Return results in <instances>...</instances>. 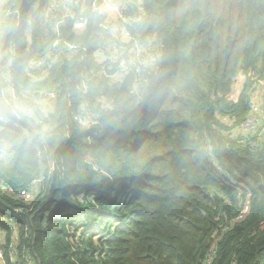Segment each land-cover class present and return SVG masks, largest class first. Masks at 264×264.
<instances>
[{
	"label": "trees",
	"instance_id": "16d2710c",
	"mask_svg": "<svg viewBox=\"0 0 264 264\" xmlns=\"http://www.w3.org/2000/svg\"><path fill=\"white\" fill-rule=\"evenodd\" d=\"M35 1L0 0V264H264V132L238 129L264 77V0H141L132 32L155 60L117 78L98 16L58 26L105 46L82 60L41 10L21 24Z\"/></svg>",
	"mask_w": 264,
	"mask_h": 264
},
{
	"label": "built area",
	"instance_id": "2783aa9c",
	"mask_svg": "<svg viewBox=\"0 0 264 264\" xmlns=\"http://www.w3.org/2000/svg\"><path fill=\"white\" fill-rule=\"evenodd\" d=\"M141 0H92L89 5L86 4V0H48V2L41 6L39 2L35 1L34 5H38V10L41 13H49L51 18L55 21L57 14H61V19H57L55 22L54 33L57 34L52 45L55 47L60 45L59 53L71 55L80 52L81 59L100 61L105 53V46H101L100 43L94 48L83 47L77 43L67 41L61 38L58 34V26L63 19L70 21V26L73 32L80 33L87 26L90 18L93 19L98 16L100 18L98 27L100 32L106 33L109 36L108 46L113 52H117L121 57L118 61V67L114 72L103 71L104 75L109 78L123 77L128 71H134L139 74L140 67L143 62L154 63L155 51L152 42L141 44L132 32L135 26L142 18L143 11L140 8ZM135 8V12L132 9ZM48 55V53L46 54ZM45 62V57L30 59L29 64H33L35 67H42ZM85 65L77 72L76 76V88L85 90L87 84L84 75ZM136 84V80L134 81ZM53 91H48L44 95L49 99L53 96ZM250 114L245 121H243L238 129L243 135L247 132H258L259 135L264 132V123L261 121L260 116L250 115L254 113L259 114L260 109L255 106V101L250 98ZM86 108L83 107L80 110V115L74 117L78 122H83V116ZM253 111V112H252ZM264 113H262L263 115ZM262 117V116H261ZM225 119V117H223ZM5 120V119H3ZM86 122V121H84ZM263 124V126H262ZM247 210L245 206L244 211ZM239 216H242L240 214ZM2 236L0 234V243ZM13 255V253H11ZM2 257L0 251V258ZM210 255L206 259L205 263L209 262Z\"/></svg>",
	"mask_w": 264,
	"mask_h": 264
},
{
	"label": "rangeland",
	"instance_id": "374dc122",
	"mask_svg": "<svg viewBox=\"0 0 264 264\" xmlns=\"http://www.w3.org/2000/svg\"><path fill=\"white\" fill-rule=\"evenodd\" d=\"M38 5L36 3V5L32 4V5H26L25 9L23 11V16L21 19V24L24 25L25 22L27 24L26 28L28 27V24L30 22V15L34 10H38ZM40 21H41V25L43 28V32L44 34L48 37L50 32H54V28H55V21H53V19L51 18V16L49 15V13H41L40 17H39ZM245 77H237V83L236 85H234L235 88H238V90L241 87V84L243 82ZM252 99L255 101V106L258 108L259 114L254 113L250 115L251 117L253 116H260L261 121L264 123V114L262 115V113H264V77L263 78H258V81L255 84V89L252 93ZM262 116V117H261ZM263 126V124H262ZM255 134V132H247L246 135H253ZM257 134L259 135V133L257 132Z\"/></svg>",
	"mask_w": 264,
	"mask_h": 264
},
{
	"label": "water",
	"instance_id": "95a60500",
	"mask_svg": "<svg viewBox=\"0 0 264 264\" xmlns=\"http://www.w3.org/2000/svg\"><path fill=\"white\" fill-rule=\"evenodd\" d=\"M144 31H145V30H144L143 28H140V29L138 30V33H139V34H142Z\"/></svg>",
	"mask_w": 264,
	"mask_h": 264
}]
</instances>
